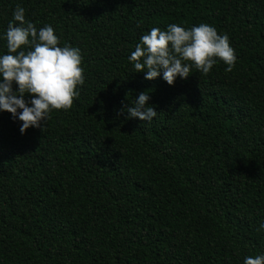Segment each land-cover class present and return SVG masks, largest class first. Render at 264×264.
<instances>
[{
	"label": "trees",
	"instance_id": "obj_1",
	"mask_svg": "<svg viewBox=\"0 0 264 264\" xmlns=\"http://www.w3.org/2000/svg\"><path fill=\"white\" fill-rule=\"evenodd\" d=\"M17 4L80 48L85 84L43 131L21 134L0 110V264L264 254V0H0V56ZM171 23L227 33L235 68L217 60L172 86L135 72L140 37ZM141 92L158 112L150 123L118 114Z\"/></svg>",
	"mask_w": 264,
	"mask_h": 264
},
{
	"label": "clouds",
	"instance_id": "obj_2",
	"mask_svg": "<svg viewBox=\"0 0 264 264\" xmlns=\"http://www.w3.org/2000/svg\"><path fill=\"white\" fill-rule=\"evenodd\" d=\"M25 11L16 5L5 34L7 54L0 56V110L22 122L21 134L30 127L43 131L53 110H70L85 84L80 48L59 46L60 37L54 28L46 24L37 29L26 19ZM129 60L135 72L146 70L145 79H155L162 73L172 86L177 77L187 79L193 67L201 74H209L217 60L227 65L226 72H231L237 56L227 33L219 34L207 23L191 28L171 23L166 30L153 27L142 35ZM149 99L147 92H141L132 101L134 106L124 105L118 114L126 111L125 119L139 118L150 123L158 112L148 105ZM244 264H264V254L247 256Z\"/></svg>",
	"mask_w": 264,
	"mask_h": 264
}]
</instances>
